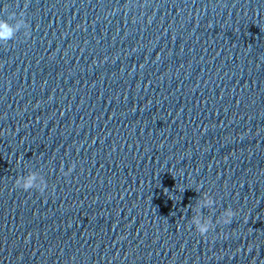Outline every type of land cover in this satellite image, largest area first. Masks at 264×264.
Listing matches in <instances>:
<instances>
[{"label":"clouds","instance_id":"clouds-1","mask_svg":"<svg viewBox=\"0 0 264 264\" xmlns=\"http://www.w3.org/2000/svg\"><path fill=\"white\" fill-rule=\"evenodd\" d=\"M23 16L24 13L21 12L19 18H17L15 13L10 14L7 19L0 18V40H9L21 29L28 28V24L23 19ZM10 20L13 22L9 23ZM25 35H27V32H25ZM69 171H71V169H69ZM65 175H68V173H65ZM15 187L24 191L36 189L40 193H43L47 188V184L45 180H38L35 173H29L27 175L18 176L15 180ZM201 202L202 208H211L215 204L214 199L207 195H202ZM236 214L237 213L233 209L226 208L217 219L216 223L229 225L232 223ZM192 223L201 237H206L215 227L212 219L204 220L201 219L199 215L192 218Z\"/></svg>","mask_w":264,"mask_h":264}]
</instances>
